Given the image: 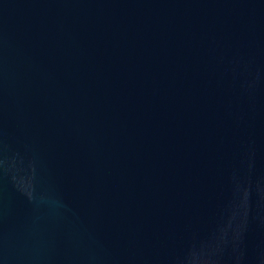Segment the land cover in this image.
Returning a JSON list of instances; mask_svg holds the SVG:
<instances>
[{
	"label": "water",
	"instance_id": "95a60500",
	"mask_svg": "<svg viewBox=\"0 0 264 264\" xmlns=\"http://www.w3.org/2000/svg\"><path fill=\"white\" fill-rule=\"evenodd\" d=\"M0 264H264V0H0Z\"/></svg>",
	"mask_w": 264,
	"mask_h": 264
}]
</instances>
